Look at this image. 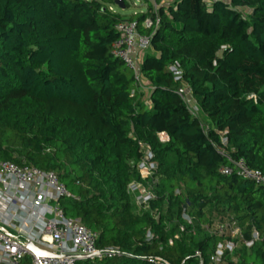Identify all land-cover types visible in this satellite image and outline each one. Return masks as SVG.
I'll list each match as a JSON object with an SVG mask.
<instances>
[{
	"label": "trees",
	"instance_id": "trees-1",
	"mask_svg": "<svg viewBox=\"0 0 264 264\" xmlns=\"http://www.w3.org/2000/svg\"><path fill=\"white\" fill-rule=\"evenodd\" d=\"M117 1L0 0V160L56 173L65 215L121 253L78 264H211L225 236L206 226L231 219L261 241L230 264H264V187L219 172L231 157L264 174V0H155L130 18ZM148 18L142 83L113 45L119 23ZM142 146L158 166L147 211L129 193Z\"/></svg>",
	"mask_w": 264,
	"mask_h": 264
},
{
	"label": "built area",
	"instance_id": "built-area-1",
	"mask_svg": "<svg viewBox=\"0 0 264 264\" xmlns=\"http://www.w3.org/2000/svg\"><path fill=\"white\" fill-rule=\"evenodd\" d=\"M159 25V18H148L142 24L135 20L116 26L120 37L113 45V54L133 71L138 82H141V73L137 60L151 46V39L140 34L139 29L142 27L149 30ZM171 71L176 80L181 78L182 72L178 65L173 66ZM180 96L186 100L184 90L180 91ZM190 111L192 115L198 116L196 110ZM159 139L162 143L169 141L165 133L159 134ZM226 143L227 140L222 139V144ZM228 161L229 165L219 170L222 175L236 174L264 187V174L261 171L251 169L244 160L235 161L228 157ZM136 167L141 182L131 184L129 193L138 209L147 211L151 202L156 200L152 189L158 180L155 154L148 146H142V158ZM150 181L152 183L145 185ZM74 198L56 173L0 160V264H78L119 257L121 253L118 248L100 249L97 232L86 228L80 220L65 215L61 201ZM181 220L183 224H193V218L185 211ZM236 224L231 219L225 222L213 221L206 226L211 234L225 236L210 258L211 264H227L226 261L240 245L251 249L261 241L257 230H253L251 237L246 238L244 228ZM181 229L184 230V227ZM154 238V234L149 231L147 239ZM172 244L173 241H170ZM151 263L166 264L157 260H151Z\"/></svg>",
	"mask_w": 264,
	"mask_h": 264
},
{
	"label": "rangeland",
	"instance_id": "rangeland-1",
	"mask_svg": "<svg viewBox=\"0 0 264 264\" xmlns=\"http://www.w3.org/2000/svg\"><path fill=\"white\" fill-rule=\"evenodd\" d=\"M127 3H128V8H126L125 10H121L118 6H115V8H111V10H113L114 12H119L121 14H123L124 16H126V18H130L132 16H134L135 14H138V13H143L146 11V6H150V4L153 6L154 10L156 11L157 10V6L154 4L155 3V0H126ZM171 1V0H170ZM169 0H166L163 2L164 5H168L170 3ZM206 3H210L211 0H204ZM154 2V3H153ZM146 54V53H145ZM145 54H141V56L138 58L137 60V67H138V70L140 71L141 69V65H142V62L144 60V57H145ZM141 79V82L142 83H146L142 77H140ZM148 88L146 87L145 90H147ZM187 87H184V92H185V96H186V100H187V103L189 105V108L190 110H196L197 111V114H198V118L201 119V121H203V123L205 122L202 118V115L200 113V109L198 107V104L197 102L193 99L194 101V104L192 102V95L190 94L189 90ZM135 204V202H134ZM227 264H230L231 263V260L230 258L226 261Z\"/></svg>",
	"mask_w": 264,
	"mask_h": 264
},
{
	"label": "water",
	"instance_id": "water-1",
	"mask_svg": "<svg viewBox=\"0 0 264 264\" xmlns=\"http://www.w3.org/2000/svg\"><path fill=\"white\" fill-rule=\"evenodd\" d=\"M116 6H118L121 10H125L126 9V5H125L123 0H118L116 2Z\"/></svg>",
	"mask_w": 264,
	"mask_h": 264
},
{
	"label": "crops",
	"instance_id": "crops-1",
	"mask_svg": "<svg viewBox=\"0 0 264 264\" xmlns=\"http://www.w3.org/2000/svg\"><path fill=\"white\" fill-rule=\"evenodd\" d=\"M154 3V2H153ZM155 5H156V3H154ZM162 5H164L163 3H162ZM147 9H148V6H146V11H147ZM145 11V12H146ZM144 13V12H143ZM146 53V52H145ZM145 53H143V54H145ZM141 56V55H140ZM188 91V90H187ZM147 92H149V90L147 89ZM192 102H193V104H194V101H193V98H192ZM148 104V103H147ZM231 261H232V259H231Z\"/></svg>",
	"mask_w": 264,
	"mask_h": 264
}]
</instances>
